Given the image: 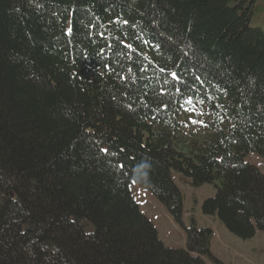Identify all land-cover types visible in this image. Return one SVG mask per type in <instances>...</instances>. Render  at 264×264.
Returning <instances> with one entry per match:
<instances>
[{
	"label": "trees",
	"instance_id": "trees-1",
	"mask_svg": "<svg viewBox=\"0 0 264 264\" xmlns=\"http://www.w3.org/2000/svg\"><path fill=\"white\" fill-rule=\"evenodd\" d=\"M253 9L0 0V264H208L210 229L193 223L186 250L170 249L133 198L132 183L149 187L183 225L173 171L217 188L203 212L232 234L264 235V175L245 161L264 159Z\"/></svg>",
	"mask_w": 264,
	"mask_h": 264
},
{
	"label": "rangeland",
	"instance_id": "rangeland-1",
	"mask_svg": "<svg viewBox=\"0 0 264 264\" xmlns=\"http://www.w3.org/2000/svg\"><path fill=\"white\" fill-rule=\"evenodd\" d=\"M254 2L251 27L260 29L264 33V0H250ZM187 118L194 130H199V123H193L197 116L189 112ZM199 121V120H196ZM245 161L258 168L264 175V159L258 154L251 153ZM172 179L183 195V225L177 223L169 211L163 207L149 187L132 183L130 188L140 211L153 223L159 239L170 249L186 250L187 233L193 223L199 229H210L214 236L211 241V253L215 260L204 258L208 264H264V235L257 231L248 240L232 234L217 215H206L203 205L206 200L216 196L218 190L212 184L199 187L191 185V181L177 172H172Z\"/></svg>",
	"mask_w": 264,
	"mask_h": 264
},
{
	"label": "snow or ice",
	"instance_id": "snow-or-ice-1",
	"mask_svg": "<svg viewBox=\"0 0 264 264\" xmlns=\"http://www.w3.org/2000/svg\"><path fill=\"white\" fill-rule=\"evenodd\" d=\"M125 23H127V21H125ZM130 47V46H129ZM172 75V78L174 79V80H176L178 83L180 82V78L176 75V73H172L171 74ZM176 91L179 93V92H181V89L178 87L177 89H176ZM185 103H191V99L189 98L188 100H186L185 101ZM165 108L167 107V105H165L164 106ZM194 123H203L202 121H193ZM99 151L101 152V153H103L106 157H108L109 159H108V163H109V165L113 168V169H115V170H121V169H123L124 168V165L122 164V163H119V161H118V159L116 160V161H113L112 159H111V157H119V153H117V152H111L110 150H109V148H107V147H100L99 148ZM123 151V149H121V152Z\"/></svg>",
	"mask_w": 264,
	"mask_h": 264
}]
</instances>
